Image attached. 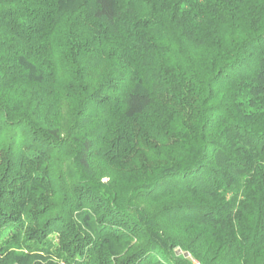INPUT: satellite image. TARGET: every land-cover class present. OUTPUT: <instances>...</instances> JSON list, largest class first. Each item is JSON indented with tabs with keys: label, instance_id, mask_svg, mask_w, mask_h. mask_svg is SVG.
I'll list each match as a JSON object with an SVG mask.
<instances>
[{
	"label": "trees",
	"instance_id": "obj_1",
	"mask_svg": "<svg viewBox=\"0 0 264 264\" xmlns=\"http://www.w3.org/2000/svg\"><path fill=\"white\" fill-rule=\"evenodd\" d=\"M0 264H264V0H0Z\"/></svg>",
	"mask_w": 264,
	"mask_h": 264
},
{
	"label": "rangeland",
	"instance_id": "obj_2",
	"mask_svg": "<svg viewBox=\"0 0 264 264\" xmlns=\"http://www.w3.org/2000/svg\"><path fill=\"white\" fill-rule=\"evenodd\" d=\"M101 182H104V183L108 182V178L107 177L101 178Z\"/></svg>",
	"mask_w": 264,
	"mask_h": 264
}]
</instances>
